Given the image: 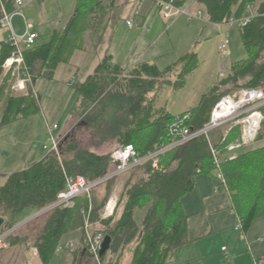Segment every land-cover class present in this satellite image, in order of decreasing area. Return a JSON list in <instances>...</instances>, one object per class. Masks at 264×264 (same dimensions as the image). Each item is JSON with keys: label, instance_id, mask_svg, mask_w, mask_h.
Here are the masks:
<instances>
[{"label": "trees", "instance_id": "16d2710c", "mask_svg": "<svg viewBox=\"0 0 264 264\" xmlns=\"http://www.w3.org/2000/svg\"><path fill=\"white\" fill-rule=\"evenodd\" d=\"M15 1L4 0L8 12L14 11ZM186 1L176 0V5L183 7ZM115 2L116 0H77L74 16L64 32L55 33L48 44L24 52L29 70L33 73L35 63L42 62L43 67L54 73L59 64L67 63L72 50L78 48L81 33L89 24H101L97 20L104 16L108 8L115 6ZM197 2L205 7L208 22L225 25L231 19L240 21L251 17L248 8L255 0ZM92 15L95 16L91 17ZM238 28L249 58L234 63L229 75L201 97L198 106L190 112L194 130L201 129L208 123L213 108L224 96L241 89L264 90V4L252 16L249 24ZM11 52L10 44L6 40H0V106L3 103L0 126L27 119L40 111L38 98L30 86L23 93L10 91L9 76L4 77L3 65ZM198 67L196 53L183 56L163 70L155 64L141 63L126 72L124 68L112 64L110 59H105L85 81L74 85L78 104L73 107V113L79 108H84L82 112L91 111L92 107H98L111 96L115 86L122 87L131 98L132 105L127 119L118 123L120 148L131 145L140 156L145 157L169 144L167 126L175 118L165 109L156 110L154 95L166 87L173 91L184 89L187 76ZM122 74L124 77L121 78ZM175 74L176 81H170ZM222 88L225 90L222 91ZM151 95L153 98H150ZM236 132L238 133H234ZM212 135L213 133V146L221 151L220 157L225 158L227 151L220 142L213 141ZM233 140L229 138L230 142ZM58 152L62 154V160L56 152H51L42 161L23 171L0 175V179L4 178L0 184V218L5 220L1 231L22 223L30 215L27 212L34 215L54 204L59 194L65 190L67 177L81 176L87 182L95 183L110 176L118 166L111 155L82 151L74 142L65 148L59 147ZM70 154L74 156L68 157ZM159 162L161 171H156L152 162H147L129 172L131 174L145 170L143 177L135 178L132 175L127 179L119 202V206L123 208H117L118 211L116 209L115 215L109 219H103L102 213L114 190L116 177L95 186L91 199L81 196L75 198L68 207L54 209L33 244L40 263L51 264L63 237L78 230L81 231V246L74 247L73 264H78L83 253L96 260L95 264H120L124 249L135 241H138V245L132 264L171 262L176 249L188 243L189 217L182 208V200L195 189L199 176L215 174V166L205 137L168 151L159 157ZM222 170L226 189L241 218L242 229L248 231L256 219L264 216V148L243 151L235 160L223 161ZM213 178L215 184L219 185L215 176ZM140 213H144V216L138 221L136 217ZM88 215L91 224L96 225L95 234L91 237L102 235L112 239L110 251L99 260L89 251V233L85 232V217ZM15 241L19 243L21 239L17 238Z\"/></svg>", "mask_w": 264, "mask_h": 264}, {"label": "rangeland", "instance_id": "374dc122", "mask_svg": "<svg viewBox=\"0 0 264 264\" xmlns=\"http://www.w3.org/2000/svg\"><path fill=\"white\" fill-rule=\"evenodd\" d=\"M27 4L21 11L26 19L27 28L30 32H36L39 36V40H37L38 44H45L50 41L55 24L62 26L67 20L66 17L74 10L75 0H45L43 3L35 0L34 3L29 2ZM184 9L188 8L185 7ZM193 11H196L195 7ZM201 12L203 13L201 17L192 21H189L190 18L187 16L166 20L158 14L156 5L153 8L152 19L155 22H153L152 31L149 33L153 45L145 60L156 62L158 67L163 70L175 64L186 54L197 53L200 59L198 69L187 76L184 89L173 91L170 87H166L159 94L154 95L155 99L157 98L155 107H165L173 116L191 112L198 106L204 94L208 93L215 84L229 75L232 64L249 58L243 46L240 29L236 25L212 24L208 22L206 12ZM174 20L179 21L175 27L169 30ZM14 24L15 26H19V19H15ZM163 30L168 33H165V36L158 40L160 37L158 34ZM25 31L26 27L20 17V35H23ZM227 35L230 44L225 52H220L218 47ZM159 55L162 56L160 59H154ZM35 70L34 73L31 72L32 84L28 86L36 93L40 111L37 115L27 119L19 120L6 126H0V175H10L23 171L51 153L54 145L48 140L47 124L51 126L58 124L60 127V131L56 134V138H59L61 135L58 147L65 148L71 142H74L82 151L98 155H111L112 157L121 147L120 138L117 135V128L119 129L118 123H121L122 119H127L128 111L132 105L131 98L126 95L122 87L115 86L111 96L103 104L98 105V107H92L89 112H82L84 108H80V112L70 119L67 116L70 114V109L74 107L77 100L76 90L70 86L69 82L70 76L68 74L70 73V68H66V70L62 68L61 73L59 70L57 80L46 81L39 79L36 84L38 68ZM124 71L127 72L130 69H124ZM126 72L124 75H126ZM71 74L73 78L74 72ZM124 75H120L121 78ZM176 75L172 76L170 81L175 82L177 79ZM223 90L225 88H222ZM150 98H153V95ZM157 102L158 104H156ZM45 147H48V150H45ZM53 152H56L59 159L62 160L60 152L56 150ZM240 153V150L234 152L237 155ZM73 156V154H70L68 157ZM114 172L107 178L98 181L99 184L101 181L116 177L113 185L114 190L102 213L103 219L113 217L117 208L119 210L123 208L119 206V202L122 199L127 179L132 175H135V178L143 177L145 170L142 169L131 174L128 172L112 176ZM3 180L4 178L2 177L0 184H2ZM89 198L91 199V195ZM113 206V214L107 217L109 209ZM49 207H46L43 212L48 210ZM52 211H47L40 215L38 219H35L42 212L40 211L31 217L30 220L29 218L25 220L28 223L23 227H28L30 224V226L34 227L35 233H37L34 239H37L41 234L42 230L40 229ZM95 226L91 224L90 215L86 216L85 232L89 233L88 235L90 236L93 233L95 234ZM23 227L6 240L5 248L0 250V264H9V262L11 264H20V254L25 253L26 246L33 244L27 245L25 242L24 247L20 245L21 242H15L17 238H20L22 233H26V227ZM63 240L64 242L67 241L68 236ZM80 246L81 242H79L76 248ZM66 255V253H62L52 264H66L65 261L68 258ZM128 255V252L123 255L121 264H130ZM34 258L35 260H32L33 263L39 264L40 260L37 253ZM93 263L95 264L97 261L91 259L88 262V264Z\"/></svg>", "mask_w": 264, "mask_h": 264}, {"label": "crops", "instance_id": "0c3cea01", "mask_svg": "<svg viewBox=\"0 0 264 264\" xmlns=\"http://www.w3.org/2000/svg\"><path fill=\"white\" fill-rule=\"evenodd\" d=\"M39 1L43 3L45 0ZM263 4L264 0H255V2H253L248 8L250 14L255 16ZM76 5L77 0H75L74 10H71V14L66 17L67 20L62 26L55 24V29H53L50 41L55 33L65 31L70 20L74 16ZM155 5L159 14L157 0H116L115 6L108 8L104 12V16L97 20V22H102L101 24L98 25L95 22L94 24H89V26L81 33V41L77 46L78 48L72 50V56H70L67 63L59 64L54 73H51L50 69L48 70V68L43 67L42 62L35 63L33 73L36 71L35 69L38 68V77L35 84L39 79L46 81L57 80V73L59 70L61 73L62 68H65V70L66 68H70V73L68 74V76H70L69 82L70 86L74 88L75 84L85 81L90 75H92L96 70V67L105 59H110L112 64L118 65L124 69L134 68L141 63L157 65L156 62L154 63L145 60L153 45L149 33L152 31L153 22H155L154 19H152V12ZM185 7L188 8L187 10L189 13L196 16V18L192 20L198 19L199 13H202L201 11L206 12L205 7L200 5L197 0H187L183 8ZM194 7L196 11L192 12ZM94 16L95 15H92L91 17ZM20 17L27 30L26 19H23L21 15L15 16L14 20L19 19V26H15L14 24L15 30L19 35ZM129 20L133 22V26L127 25V21ZM179 20L172 21L169 30L175 27ZM192 20L189 19V21ZM165 33L168 32L164 30L159 32L158 35H160V37L158 40L164 37ZM6 38L7 33L1 31L0 40H6ZM49 42L45 44H38L36 42V47L44 46ZM160 55L156 56L154 59H160L162 57ZM198 61L200 64L199 56ZM72 72H74L73 78L71 74ZM77 102L78 96L76 104H78ZM76 104L74 106H76ZM156 104H158V102ZM2 105L3 103L0 106V117H2L3 113ZM155 108L156 110L165 109L168 111L165 107ZM70 110V114L67 118L71 119L79 113L80 108L76 113H73V108ZM58 131H60V127L57 132ZM223 131L224 130L220 129L213 132V141L218 143ZM238 136L239 134L236 132L233 133L231 138L236 140ZM263 148L264 123L258 140L250 145L245 151L251 152ZM213 175L215 176V174L199 176L196 181L195 189L182 200V208L189 217L187 226L188 243L176 249L171 262L168 264H263L264 216L256 219L250 229L244 231L241 225V218L234 209L230 193L223 187L216 192L215 188L218 185L215 184ZM29 213L30 215L27 216L29 219L37 214H32L33 216H31V212H27L26 214ZM43 213V211L40 212L35 219H38ZM143 216L144 213H140L136 218L140 221ZM27 218L21 222H24ZM29 226H25L26 233L20 235L22 242L20 245H23L24 247L25 242L29 245L30 243L35 244L36 241L34 238L37 233H35L32 225ZM80 235L81 231L78 230L64 236L63 239L68 236V240L64 242L62 239L59 246L61 247V250L56 252V256L51 264L62 253H66V256H68L65 263L73 264L72 254L74 249H67L66 246L70 243H76L75 247L79 245V238H81ZM33 244H31V246H26L25 253L20 254V264H29L30 262H32L31 264H34L32 260H35L34 256L37 252L36 249L33 248ZM137 245L138 241H135L124 249L120 264L122 263L123 255L126 252H128V258L130 264H132ZM223 248H226V251H223ZM90 261L91 259L83 253L78 264H88ZM9 264L11 263L9 262Z\"/></svg>", "mask_w": 264, "mask_h": 264}, {"label": "built area", "instance_id": "2783aa9c", "mask_svg": "<svg viewBox=\"0 0 264 264\" xmlns=\"http://www.w3.org/2000/svg\"><path fill=\"white\" fill-rule=\"evenodd\" d=\"M35 0H16L14 11L8 12L5 7L4 0H0L2 9V18L0 19V32L7 33L6 41L10 44L12 52L10 57L4 62V77L9 76L8 84L10 91L14 93H23L27 90L28 85L32 84L31 71L29 70L24 58V52L36 47L38 35L30 32L27 28L23 35H19L14 27V17L24 16L21 11L28 2ZM159 14L161 18L169 20L174 17L187 16L190 20L196 18L188 12L187 9L176 5V0H157ZM202 13H199L200 18ZM252 17L236 21L231 19L225 25H236L237 27H245L250 23ZM128 26H133L131 20L127 21ZM230 44L228 35L222 40L219 45V51L225 52ZM264 90L263 89H241L233 94L224 96L213 108L208 123L201 129L194 130L192 128V114L190 112L175 116L174 120L167 126V135L169 144L161 146L156 152L150 153L145 157L140 156V153L131 145L120 148L112 155V159L118 164L114 175H122L130 172L133 168L139 167L147 162H152V166L156 171H161L159 157L168 151L183 147L188 143L205 137L210 145L212 160L215 166V178L219 182L215 190L218 192L222 187L226 188V179L222 170L223 161H232L237 158L234 154L236 150L245 151L250 145L258 140V137L263 129L264 113ZM59 129L58 124L52 126L47 124L48 140L53 143L52 151L59 150V140L56 138V132ZM224 130L220 138V143L227 151L225 158L220 157L221 151L216 149L211 141V134L217 130ZM238 131L239 137L234 141H229L232 133ZM48 150V147H45ZM51 151V152H52ZM105 181V180H104ZM101 181L100 183H102ZM99 183V184H100ZM96 183H89L83 177H67L65 190L62 191L58 200L50 205L49 209L54 210L58 207H68L72 204L75 198L86 196L90 197L91 192ZM112 209V210H111ZM109 209L107 217L111 216L114 211V206ZM44 212V213H45ZM30 220V219H29ZM28 221V220H27ZM28 222L24 221L5 231L0 230V250L4 248L6 240ZM104 237L98 235L91 237L89 235V251L94 258L100 259V251ZM75 245L70 243L66 246L67 249H74ZM61 248V247H60ZM58 249V252L61 249ZM226 251V248H223Z\"/></svg>", "mask_w": 264, "mask_h": 264}, {"label": "water", "instance_id": "95a60500", "mask_svg": "<svg viewBox=\"0 0 264 264\" xmlns=\"http://www.w3.org/2000/svg\"><path fill=\"white\" fill-rule=\"evenodd\" d=\"M4 224H5V220L3 218H0V230L4 226ZM111 244H112V239L109 236L105 237L100 251L101 258H103L110 251Z\"/></svg>", "mask_w": 264, "mask_h": 264}, {"label": "bare ground", "instance_id": "6f19581e", "mask_svg": "<svg viewBox=\"0 0 264 264\" xmlns=\"http://www.w3.org/2000/svg\"><path fill=\"white\" fill-rule=\"evenodd\" d=\"M252 17V16H251ZM218 49H219V47H218Z\"/></svg>", "mask_w": 264, "mask_h": 264}]
</instances>
